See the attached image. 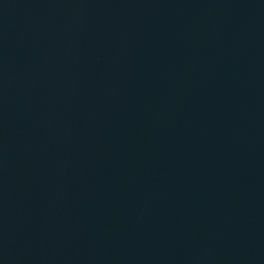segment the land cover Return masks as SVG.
Listing matches in <instances>:
<instances>
[{"label": "water", "instance_id": "1", "mask_svg": "<svg viewBox=\"0 0 264 264\" xmlns=\"http://www.w3.org/2000/svg\"><path fill=\"white\" fill-rule=\"evenodd\" d=\"M0 264H264V0H0Z\"/></svg>", "mask_w": 264, "mask_h": 264}]
</instances>
